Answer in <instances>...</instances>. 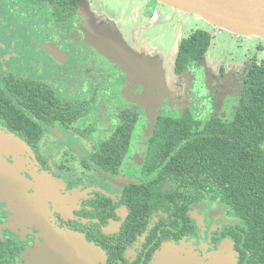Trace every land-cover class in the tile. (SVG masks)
<instances>
[{
    "label": "flooded vegetation",
    "instance_id": "1",
    "mask_svg": "<svg viewBox=\"0 0 264 264\" xmlns=\"http://www.w3.org/2000/svg\"><path fill=\"white\" fill-rule=\"evenodd\" d=\"M83 1L0 0V264H34L45 226L83 238L96 264L208 263L223 247L229 264H264V166L231 151L230 174L226 150L187 149L235 120L256 59L231 77L224 118L227 75L202 79L209 52L181 73L175 60L173 95L145 88L88 36Z\"/></svg>",
    "mask_w": 264,
    "mask_h": 264
},
{
    "label": "rangeland",
    "instance_id": "2",
    "mask_svg": "<svg viewBox=\"0 0 264 264\" xmlns=\"http://www.w3.org/2000/svg\"><path fill=\"white\" fill-rule=\"evenodd\" d=\"M134 1L138 3L136 6L133 5ZM152 6L162 15L159 25L147 21V17L151 19L147 0H84L81 9L93 18L88 26V36L98 39L96 41L105 54L120 57L123 69L139 85L160 94L166 90L173 95L175 86L182 84L180 79L175 81L172 78L181 35L182 39L188 38L197 30L211 34V49L201 64L202 79L213 85L219 80L223 81V74L227 75L226 82H222L227 86V96L224 95L222 99L225 110L221 114L224 118L232 119L234 107L239 101V95L235 93L240 89V84L236 81L231 83V77L235 79L251 57L264 60V40L218 28L197 15L176 13L174 8L158 2ZM168 16H171V21L166 20ZM257 45L261 46V52L256 50ZM229 71L231 74L228 75ZM197 80L204 86L202 80Z\"/></svg>",
    "mask_w": 264,
    "mask_h": 264
},
{
    "label": "trees",
    "instance_id": "3",
    "mask_svg": "<svg viewBox=\"0 0 264 264\" xmlns=\"http://www.w3.org/2000/svg\"><path fill=\"white\" fill-rule=\"evenodd\" d=\"M78 2L79 0H77ZM211 45L212 35L201 30L181 40L176 59V71L181 73L190 64L204 59L210 51ZM243 81V94L238 104L235 120L229 125L218 121L209 123L207 126L215 135L208 136L204 140L196 138L187 147L190 150H226L230 153L227 154L229 166L221 168V171L230 174L231 160L235 163L232 170L236 173L241 165L237 160V155L231 157V151L245 152L246 154L253 152L256 160L253 165L254 170L264 166L262 152H260L264 145V60L252 61ZM190 158L193 159L191 163L197 165L196 158L200 159L201 157L192 155ZM207 165H211V163Z\"/></svg>",
    "mask_w": 264,
    "mask_h": 264
},
{
    "label": "water",
    "instance_id": "4",
    "mask_svg": "<svg viewBox=\"0 0 264 264\" xmlns=\"http://www.w3.org/2000/svg\"><path fill=\"white\" fill-rule=\"evenodd\" d=\"M185 13L197 15L218 28L264 40V0H156ZM45 243L33 254L34 264H96L97 253L80 236L50 226L44 228ZM227 248L207 263L229 264ZM192 260L188 259L187 264Z\"/></svg>",
    "mask_w": 264,
    "mask_h": 264
}]
</instances>
